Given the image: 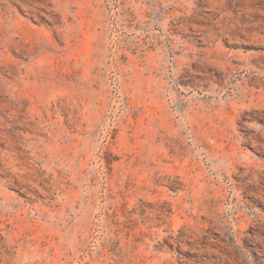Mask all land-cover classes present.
<instances>
[{
  "label": "rangeland",
  "instance_id": "1",
  "mask_svg": "<svg viewBox=\"0 0 264 264\" xmlns=\"http://www.w3.org/2000/svg\"><path fill=\"white\" fill-rule=\"evenodd\" d=\"M0 264H264V0H0Z\"/></svg>",
  "mask_w": 264,
  "mask_h": 264
}]
</instances>
